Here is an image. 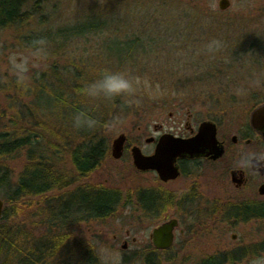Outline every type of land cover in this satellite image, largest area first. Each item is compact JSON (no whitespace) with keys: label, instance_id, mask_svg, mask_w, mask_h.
Returning <instances> with one entry per match:
<instances>
[{"label":"rangeland","instance_id":"1","mask_svg":"<svg viewBox=\"0 0 264 264\" xmlns=\"http://www.w3.org/2000/svg\"><path fill=\"white\" fill-rule=\"evenodd\" d=\"M4 1L0 0V5ZM35 1L39 4L38 10L32 13L25 24L0 28V82H3L0 83V115L12 103L8 100L9 92L18 94V90L9 91L6 86L17 77L26 84L20 98L22 106L27 107L32 100L38 107L31 105V115L28 113L21 121L27 122L31 127H36L37 122V128L40 126L44 130L42 135L45 137H48L52 129L62 132L65 130L71 135H68L65 144L75 145L80 142L82 135L89 137L90 132L108 142L121 131L133 136L139 127L143 128L152 119L138 116L168 114L173 109L167 108L162 113H156L160 108L152 105L174 97L205 102L202 105H205L208 113L212 109L211 105L216 104V110L212 114L222 118L223 115L227 118H249L253 108L262 103L259 98L264 100V0H230V8L226 13L220 14L224 16L215 15L214 12L213 16H209L202 12L200 15L187 17L181 16V0H27L23 9L30 8ZM189 1L210 3L213 7L218 2ZM210 17L221 22L211 23L207 20ZM177 23L183 28L179 35ZM65 27L71 31L74 29L75 32L92 30L94 33L72 35L67 39L65 34L69 29L62 30ZM59 28L60 33L53 35L55 38L46 39L48 55L45 59L33 55L34 47L19 40L20 36L27 33H42L45 29L55 31ZM131 35L145 41L143 53L139 46L131 49L125 45L130 39L124 37ZM177 38L183 42H177ZM212 41H217L218 45L209 49L208 45ZM130 50L134 55V62L119 58ZM215 51L220 52L223 57H213L215 68L212 67L211 72H205L202 65L210 66L209 58L206 57L209 54L213 56L212 52ZM185 61L192 63L186 65ZM53 62L61 69L70 67L71 72L79 76L81 88L86 82L95 79L102 68L128 70L132 67L134 72L129 74L138 78L137 95L141 103L129 106L123 98L94 100L86 97L80 88L77 106L81 108L80 111L84 110L95 117L98 124L94 129L80 128L76 132L72 124V117L77 111L72 106L74 98L67 95L66 89L63 98L65 101H56L51 93L55 94L62 87L52 77L42 79L39 76L48 71ZM216 68L223 69L217 71ZM65 77L68 78L67 75ZM248 80H252V83H248ZM172 84L175 86H162ZM39 88L50 91L48 102L44 101L43 96L40 101L35 100ZM61 92L65 93L64 90ZM20 106L21 104L16 106L17 111L7 110V116L0 118L1 131H8L14 126L10 124L8 116L15 115V111L22 112L23 108ZM114 116L121 117V123L116 127L110 126ZM78 133L81 135H77ZM41 141L42 138L39 142L43 144ZM24 161L25 156L20 155L16 159L0 161V165L13 169V175L17 176ZM102 164H107V171L113 170L111 178L104 177L108 178L109 188L121 190L123 197L129 196L131 182L127 176L131 175L128 168L108 161ZM115 171L126 176L123 179L126 183L119 184L121 181L114 174ZM101 174V169L100 172L96 171L89 181L94 184L95 179H102ZM103 182L101 180L102 184ZM52 193L55 195V191ZM36 199L40 200L35 197L31 203L36 206L26 207L24 214L40 208ZM122 201L114 214L106 220L95 224L76 221L68 230L71 239L91 248L88 253L99 264H104L102 257L105 248L118 251L121 254V264H141L138 261L139 254L152 249L149 233L160 224V218L135 216L129 211L127 199ZM30 228L37 238L44 234L40 227ZM53 232L55 234L57 230ZM233 235H236L234 240L231 238ZM263 241L264 219H248L244 222L237 220L226 234L218 232L211 239H199L193 244L182 247L177 245L168 251H156L153 259L159 263L160 259H168L177 254L182 260H190L184 263L173 260L172 263L197 264L198 261L194 259L201 260L217 252L247 246L246 258L237 264H264V250L259 248ZM76 259L74 260L77 261Z\"/></svg>","mask_w":264,"mask_h":264},{"label":"trees","instance_id":"2","mask_svg":"<svg viewBox=\"0 0 264 264\" xmlns=\"http://www.w3.org/2000/svg\"><path fill=\"white\" fill-rule=\"evenodd\" d=\"M26 2L27 0H5L0 5V28H12L15 24H25L39 7L38 2L35 1L33 6L23 9ZM65 28L62 30L69 29V32L65 34L67 39L72 35L94 33L92 30L75 32L74 29L71 31L70 28ZM60 29L55 31L45 29L42 33H27L20 36L19 40L21 43L33 46V41L39 37H44L47 40H50L51 37L55 38L53 35H56ZM137 39L138 42H145ZM142 50L140 49V51ZM212 53L213 56L209 54L206 57L209 58L208 65L210 66H206L205 63L202 65L205 72H211L212 67L215 68L212 63L215 60L213 57H223L219 54L220 52ZM227 54L229 55V53ZM189 57L192 56L189 55ZM201 61L203 62V60ZM190 63L186 62V65ZM223 68L215 70L221 71ZM73 74L70 67L61 69L53 62L48 71L39 76L42 79L52 77V80L62 87L55 94L51 93L58 102L65 101L63 98H65L64 95L68 89L67 95L74 98L72 106L78 112L81 108L77 106L76 99L79 98L81 87H79V76ZM251 81L248 80V83L251 84ZM6 86L8 90L10 89L9 91L18 90L16 93L19 95L9 92L8 100L12 103L10 102L9 107H6L0 118L7 116V110L15 109L17 111L18 104H21L20 107L23 110L22 112L19 110V113L15 111V115L8 116L10 124H14L11 129L0 130V161L16 159L20 155L25 156V161L17 176L13 175V169L11 170L4 164L0 165V199L4 203L0 217V264H99L88 253L91 248L71 239L68 230L76 221L95 224L106 220L123 202V198L116 193L96 188L97 186L89 181L105 156L104 138L90 132L89 137L82 135L80 142L69 145L65 142L68 141V135H71L64 129L63 132L52 129L48 133V137L43 136L45 132L40 129V126H38L39 129L37 128L36 121V127L28 126L27 122L21 121L28 116V113L31 115L29 110L31 105H36L31 100L27 107L22 106L20 98L25 91L26 84L14 77ZM81 89L83 90V88ZM62 90L65 91L64 94H62ZM36 93V101H40L42 96L44 101H49L50 91L46 88H39ZM259 102H264V100L259 98ZM35 107L38 108L37 105ZM76 132H78L77 128ZM40 138H42L43 144L39 142ZM52 191H55V195ZM35 197L40 198V200L36 199L40 208L35 212L24 214L27 211L26 207L36 206L31 204L33 203L32 198ZM34 226L40 227L44 231L41 237L37 238L33 234L30 227ZM53 230H57V233L54 234ZM260 247L264 250V241L259 244ZM155 252L156 250L153 249L142 252L138 256V261H141V264H174L173 260L180 261V263L190 260H182L177 254H174L170 256L171 258L160 259L158 263L153 259ZM247 254L248 247L244 246L217 252L201 260H194L198 261L197 264H237L244 260Z\"/></svg>","mask_w":264,"mask_h":264},{"label":"flooded vegetation","instance_id":"3","mask_svg":"<svg viewBox=\"0 0 264 264\" xmlns=\"http://www.w3.org/2000/svg\"><path fill=\"white\" fill-rule=\"evenodd\" d=\"M227 1L226 8L221 9L219 0L216 7L210 3L181 0V16L200 15L202 12L209 16H213V12L215 15L224 16L220 14L226 13L231 6L230 0ZM207 20L211 23L221 22L213 17ZM177 29L178 35L181 34L182 25L177 23ZM124 38L130 39L125 44L128 48L137 49L139 46L143 49V42H138L135 36ZM133 57L131 50L119 56L134 62ZM124 71L134 72L132 67ZM162 86L165 88L175 85ZM202 104L205 102L178 97L154 103L152 106L160 108L156 113H162L168 110L167 108L173 109L174 113L169 110L165 115L138 116L152 119L149 125L139 127L136 135L121 131L115 136H125L121 155L117 159L111 153L115 137L111 142L103 140L106 149L102 162L121 164L129 170V196L123 197L121 190L109 188L108 178L104 177L111 178L113 170L107 171V164L101 163L96 169L97 172H100V169L102 172V179L97 178L94 181L96 188L116 193L122 200L127 199L129 211L135 216L158 217L159 223L172 219L177 221L170 249L177 245L182 247L193 244L199 239H211L218 232L226 234L232 223L237 220L244 222L248 219L264 218V190H260L264 186V159H260L255 165L244 166L240 163L244 153H255L256 156L264 157V118H250L251 112L249 118H227L224 115L222 118L212 114L217 107L215 104L211 105L209 113ZM205 122L215 129L214 142L204 145L197 153H183L174 158L165 152L162 155L164 163L161 167L148 164L149 159L155 156L160 139L166 138L169 143L193 138ZM210 134L208 126L205 128V135L209 137ZM114 174L118 175L121 181L119 184L126 183L123 182L126 176L118 171ZM101 180H104L103 184ZM231 238L234 240L236 235ZM150 245L155 249L151 240Z\"/></svg>","mask_w":264,"mask_h":264},{"label":"clouds","instance_id":"4","mask_svg":"<svg viewBox=\"0 0 264 264\" xmlns=\"http://www.w3.org/2000/svg\"><path fill=\"white\" fill-rule=\"evenodd\" d=\"M47 40L44 37H39L33 41V55L39 59H45L48 55ZM218 45L217 41H212L208 45L209 49ZM138 78L130 75L124 70H112L109 68H102L99 70L98 76L85 83L83 87V94L90 99L115 100L116 98H123L125 104L139 105L140 98L137 95ZM121 123L120 116H114L110 121V126L116 127ZM72 124L74 128L94 129L98 121L88 112L81 110L74 113L72 117ZM255 158V159H254ZM264 157L256 156L255 153H244L241 156L240 163L248 166L258 162ZM104 264H121V254L113 249L105 248L103 250Z\"/></svg>","mask_w":264,"mask_h":264},{"label":"water","instance_id":"5","mask_svg":"<svg viewBox=\"0 0 264 264\" xmlns=\"http://www.w3.org/2000/svg\"><path fill=\"white\" fill-rule=\"evenodd\" d=\"M219 5L221 9H224L228 5V1L219 0ZM250 118H264V103L256 107L251 112ZM208 126L211 130V134L209 137L205 135V128ZM124 140L125 136L123 134H120L112 142L111 153L112 156L116 159L119 158L121 155ZM214 141L215 129L212 126L210 127V125L205 122L200 126L198 134L193 138L187 140L169 141V143H167L166 138L160 139L156 148L155 156H153L152 159H149L148 164L161 167L164 163V160H162V155L165 152H167L172 158L183 153H197L198 151L202 150L204 145H208ZM252 165H255V163ZM260 190L263 191L264 186H262ZM2 211L3 201L0 199V217L2 215ZM176 225L177 221L172 219L152 229L150 233V239L155 249L166 250L172 245L173 229L176 227Z\"/></svg>","mask_w":264,"mask_h":264}]
</instances>
